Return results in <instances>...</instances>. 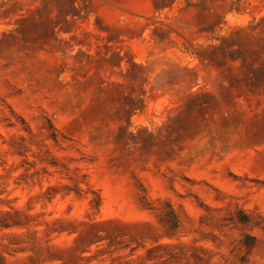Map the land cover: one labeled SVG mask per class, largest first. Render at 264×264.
I'll list each match as a JSON object with an SVG mask.
<instances>
[{
    "label": "rangeland",
    "instance_id": "374dc122",
    "mask_svg": "<svg viewBox=\"0 0 264 264\" xmlns=\"http://www.w3.org/2000/svg\"><path fill=\"white\" fill-rule=\"evenodd\" d=\"M0 264H264V0H0Z\"/></svg>",
    "mask_w": 264,
    "mask_h": 264
},
{
    "label": "trees",
    "instance_id": "16d2710c",
    "mask_svg": "<svg viewBox=\"0 0 264 264\" xmlns=\"http://www.w3.org/2000/svg\"><path fill=\"white\" fill-rule=\"evenodd\" d=\"M173 214V213H172ZM173 219H174V214H173Z\"/></svg>",
    "mask_w": 264,
    "mask_h": 264
}]
</instances>
